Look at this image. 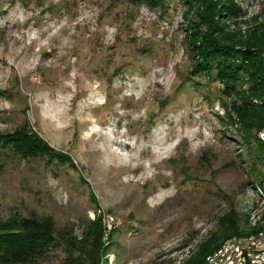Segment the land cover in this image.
Masks as SVG:
<instances>
[{
    "label": "rangeland",
    "instance_id": "obj_1",
    "mask_svg": "<svg viewBox=\"0 0 264 264\" xmlns=\"http://www.w3.org/2000/svg\"><path fill=\"white\" fill-rule=\"evenodd\" d=\"M236 1L264 18V0ZM186 9L0 0V138L29 126L64 157L0 140V225L51 217L80 237L99 214L108 264H179L230 209L244 224L264 158L252 164L230 131L221 85L189 74ZM64 256L51 247L37 263Z\"/></svg>",
    "mask_w": 264,
    "mask_h": 264
},
{
    "label": "trees",
    "instance_id": "obj_2",
    "mask_svg": "<svg viewBox=\"0 0 264 264\" xmlns=\"http://www.w3.org/2000/svg\"><path fill=\"white\" fill-rule=\"evenodd\" d=\"M165 1L136 0L151 8L164 6ZM181 2L187 6L184 41L192 61L189 74L221 85L227 99L221 104L224 120L255 164L264 158V137L259 136L264 132V18L246 19L245 10L236 0ZM189 11L194 16H188ZM250 20L254 22L249 25ZM243 24L249 25L244 33ZM0 140L23 158H64L29 126ZM256 175L261 177L260 172ZM261 183L263 176L248 181L247 187ZM248 216L246 213L242 224L235 209L221 215L218 228L198 241L179 264H204L207 255L226 240L246 236L264 225L251 227ZM262 216L264 221V212ZM103 230L99 214L88 220L80 237L71 229H57L51 217L28 216L6 221L0 225V264H38V258L55 246L62 247L65 253L59 264H101L102 260L106 264L113 233L105 239Z\"/></svg>",
    "mask_w": 264,
    "mask_h": 264
},
{
    "label": "bare ground",
    "instance_id": "obj_3",
    "mask_svg": "<svg viewBox=\"0 0 264 264\" xmlns=\"http://www.w3.org/2000/svg\"><path fill=\"white\" fill-rule=\"evenodd\" d=\"M248 188L255 199V203L248 206V222L251 227H254L260 223H264L262 221V214L264 212V183L255 186L249 185ZM111 228L112 226L106 230L105 237ZM235 243L242 248L264 247V225L258 229L256 228V231L246 236L233 237L226 240L220 247L207 255L204 264H241V262L242 264H254V261H258V264H264V249L262 248L237 250V255H233V261L230 263L231 254L225 252L234 249ZM101 264H105L103 260Z\"/></svg>",
    "mask_w": 264,
    "mask_h": 264
},
{
    "label": "built area",
    "instance_id": "obj_4",
    "mask_svg": "<svg viewBox=\"0 0 264 264\" xmlns=\"http://www.w3.org/2000/svg\"><path fill=\"white\" fill-rule=\"evenodd\" d=\"M263 137H264V135H263ZM103 225H104V230L103 231H104V237H105L106 230H108V228L113 226L112 222H111V219H107L106 221H105V219H103ZM254 248H262V249H264V247L242 248L239 245H237V243H235V248L231 249L230 251H226L225 253H230L231 254L230 263H232L233 255H237V250L254 249ZM263 259H264V257H263ZM242 261H243V259H242ZM241 264H242V262H241ZM254 264H258V261H254Z\"/></svg>",
    "mask_w": 264,
    "mask_h": 264
}]
</instances>
